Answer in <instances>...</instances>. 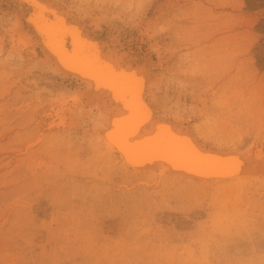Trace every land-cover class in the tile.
Returning <instances> with one entry per match:
<instances>
[{"label":"rangeland","instance_id":"374dc122","mask_svg":"<svg viewBox=\"0 0 264 264\" xmlns=\"http://www.w3.org/2000/svg\"><path fill=\"white\" fill-rule=\"evenodd\" d=\"M55 2L110 44L151 53L160 78L148 97L160 116L209 147L241 141L264 157V0ZM6 8L0 264H264V182L201 186L122 171L95 135L98 113L76 100L81 87L24 49Z\"/></svg>","mask_w":264,"mask_h":264},{"label":"bare ground","instance_id":"6f19581e","mask_svg":"<svg viewBox=\"0 0 264 264\" xmlns=\"http://www.w3.org/2000/svg\"><path fill=\"white\" fill-rule=\"evenodd\" d=\"M55 1L0 0V6L10 9L24 49L34 53L38 49L41 63L54 78L81 87L76 100L82 109L98 113L102 123L94 127L95 135L106 153L119 160L122 171L156 173L165 180L201 186L264 182V157L257 153L254 157L241 141L225 151L211 147L235 155L238 167L227 176L197 173L201 169L197 162L185 159L174 147L156 145L152 138L141 141L164 130L165 136L172 132L189 136L197 148L201 136L179 119L156 112L148 94L160 73L150 52L139 57L92 35L85 22Z\"/></svg>","mask_w":264,"mask_h":264},{"label":"water","instance_id":"95a60500","mask_svg":"<svg viewBox=\"0 0 264 264\" xmlns=\"http://www.w3.org/2000/svg\"><path fill=\"white\" fill-rule=\"evenodd\" d=\"M86 29L89 30L92 35H97L88 27ZM101 38L104 39L103 36H101ZM150 138L153 139V142H155L156 145H161L164 142V144L174 147L173 151L183 155L182 157L185 159L197 162L198 166L201 167L200 171H196L197 173L227 176L234 173V170L238 167L237 159L234 154L211 149V147L202 144L200 141H197L198 146L196 144L197 148H195L193 144L190 143L191 140L189 136L187 137L175 132H172V134H166L165 136L163 130L153 132L149 137H144L141 141L145 143V140L148 141ZM193 143H195V141ZM223 151H225V149H223ZM164 157L167 158L166 154Z\"/></svg>","mask_w":264,"mask_h":264}]
</instances>
